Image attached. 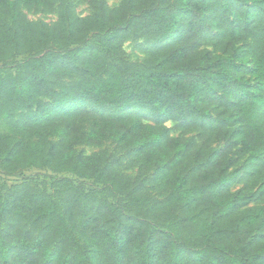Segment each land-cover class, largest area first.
Wrapping results in <instances>:
<instances>
[{
  "label": "trees",
  "instance_id": "trees-1",
  "mask_svg": "<svg viewBox=\"0 0 264 264\" xmlns=\"http://www.w3.org/2000/svg\"><path fill=\"white\" fill-rule=\"evenodd\" d=\"M58 3L0 0V174L98 187H0V264H264V0H91L83 18L63 2L54 27L21 12ZM137 39L143 64L122 52ZM107 141L159 197L76 149Z\"/></svg>",
  "mask_w": 264,
  "mask_h": 264
},
{
  "label": "rangeland",
  "instance_id": "rangeland-1",
  "mask_svg": "<svg viewBox=\"0 0 264 264\" xmlns=\"http://www.w3.org/2000/svg\"><path fill=\"white\" fill-rule=\"evenodd\" d=\"M104 1L110 9L116 8L118 4L120 3V0H104ZM63 2H67L71 4L72 13L76 17L83 18L90 14L91 0H86V1L59 0V3L55 6V8L52 11H44L41 9L21 8V12L23 16L26 18V20L33 24H40V25H45L48 27H54L58 20V6L60 3H63ZM144 48H145V42L143 39L126 40L124 41L122 45V52H123L124 57L128 61L132 63H136V64H143L145 61ZM29 56H30L29 54L20 56L14 62L17 63ZM3 72H4L3 67L0 64V73H3ZM77 79L78 77L75 75H66V76L60 77L58 79V82L69 84ZM165 125L169 129V133L171 137H182V134L177 129V124L175 122L168 121L165 123ZM0 135L1 136L11 135V132L9 130V121H6V120L0 121ZM197 144L201 145L203 144V142H198ZM218 146L223 148L222 143H220ZM76 149L81 151L86 156L93 155L95 153H98L101 150H105L108 152L109 156L112 158H122L123 165L119 170L120 174L125 179L131 180L132 182H134L135 185L142 190L141 192L143 194H146L154 198L159 197L158 193L153 189V184L151 180L152 174L147 173V172H142L139 170L137 166L132 165L129 158L125 155V151L119 148L116 144L112 143L111 141L105 142L101 147H90V146L84 145V146L76 147ZM230 156H231V153L229 152L226 158H229ZM240 165H241V162H239L238 167ZM47 176L56 177L58 179H68L72 181L74 184L80 185L85 188L98 187L92 181H84L69 173H62V174L56 175L49 170H46V169L40 170V169H36L32 167L21 170L17 175L13 177H6L0 174V187L8 188L12 185H16L20 183L24 178H28L42 185L43 188L47 190V192L51 193L52 190H49L51 183ZM239 188H241L240 185L234 184L231 188V191L233 192ZM24 227L28 231L32 232L33 234L35 235L37 234V230H35L30 224L27 223L24 225Z\"/></svg>",
  "mask_w": 264,
  "mask_h": 264
}]
</instances>
